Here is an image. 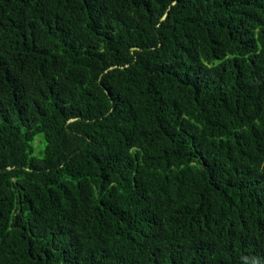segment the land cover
I'll list each match as a JSON object with an SVG mask.
<instances>
[{
  "label": "trees",
  "instance_id": "trees-1",
  "mask_svg": "<svg viewBox=\"0 0 264 264\" xmlns=\"http://www.w3.org/2000/svg\"><path fill=\"white\" fill-rule=\"evenodd\" d=\"M0 264H264V0H0Z\"/></svg>",
  "mask_w": 264,
  "mask_h": 264
},
{
  "label": "water",
  "instance_id": "water-1",
  "mask_svg": "<svg viewBox=\"0 0 264 264\" xmlns=\"http://www.w3.org/2000/svg\"><path fill=\"white\" fill-rule=\"evenodd\" d=\"M164 17V16H163Z\"/></svg>",
  "mask_w": 264,
  "mask_h": 264
}]
</instances>
